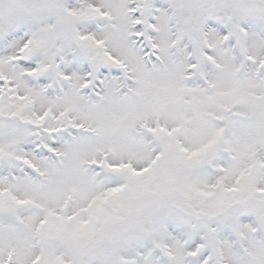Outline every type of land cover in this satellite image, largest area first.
<instances>
[{
    "label": "snow or ice",
    "instance_id": "6c2138e0",
    "mask_svg": "<svg viewBox=\"0 0 264 264\" xmlns=\"http://www.w3.org/2000/svg\"><path fill=\"white\" fill-rule=\"evenodd\" d=\"M0 264H264V0H0Z\"/></svg>",
    "mask_w": 264,
    "mask_h": 264
}]
</instances>
